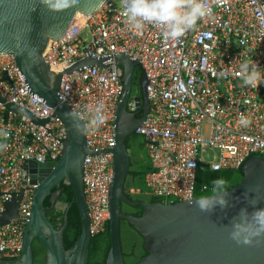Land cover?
<instances>
[{
    "label": "built area",
    "instance_id": "built-area-1",
    "mask_svg": "<svg viewBox=\"0 0 264 264\" xmlns=\"http://www.w3.org/2000/svg\"><path fill=\"white\" fill-rule=\"evenodd\" d=\"M208 4L209 15L173 40L151 24L137 33L121 16L120 0H105L50 39L41 54L50 69L61 71L87 53L95 57L122 51L140 62L149 110L135 133L143 137L152 167L145 175L146 187L165 203L196 197L197 169H233L250 156H264V83L244 86L240 77L245 60L255 61L264 75V0H208ZM105 64L64 73L59 87L63 100L86 119L102 108L105 122L85 134L92 150L114 145L112 121L122 70L115 68L113 58ZM0 97L47 119L37 123L0 102V129L8 133L6 140L0 138L7 145L0 151V258L6 259L21 251L35 186L28 162L56 161L64 133L51 108L27 90L11 53L0 54ZM133 97L131 91L130 112L138 109ZM241 115L249 121L247 126L240 123ZM112 176L110 152L84 156L83 193L91 235L102 232L108 219ZM13 200L16 215L2 222Z\"/></svg>",
    "mask_w": 264,
    "mask_h": 264
},
{
    "label": "water",
    "instance_id": "water-1",
    "mask_svg": "<svg viewBox=\"0 0 264 264\" xmlns=\"http://www.w3.org/2000/svg\"><path fill=\"white\" fill-rule=\"evenodd\" d=\"M105 0H78V4L67 9L56 10L43 0H0V54L11 53L27 90L48 105L52 116L61 120L64 139L56 161L28 162L32 190L25 226L21 237L19 262L32 264L31 242L36 238L44 249L43 264H87L91 233L87 206L83 193V164L87 153L112 154L113 176L108 194V237L109 249L105 264H125L120 245L119 219H125L143 239L147 254L136 264H264V237L252 245L237 244L230 239L231 221L242 208L251 213L255 208H264V156L248 157L241 166L242 178L228 188L230 206L223 211L219 207L213 213L201 212L192 199L155 203L128 199L124 192V181L129 168V154L125 139L135 133L149 110L145 86L146 77L141 70L140 87L134 88L138 109L127 110V101L132 85L137 78L140 62L122 51L88 55L78 59L62 71L50 69L42 59V52L50 39L56 38L77 17L95 11ZM55 2V0H53ZM132 56V55H130ZM113 58L115 68H121V89L116 97L113 118V146L100 150L88 147L85 134L76 131L75 119L68 113H75L59 94L62 74L81 69L83 66H106ZM112 63V62H111ZM110 64V63H109ZM141 66V64H140ZM142 67V66H141ZM140 68V67H139ZM119 70V69H118ZM7 79V76L4 75ZM132 98V97H130ZM0 102L12 112L44 123L24 108ZM150 143L154 141H148ZM63 180L70 186L73 202L77 207L81 229L72 246L65 249L62 233L67 225V210L62 224L54 228L47 218L43 206L52 187ZM19 192L17 198L20 197ZM51 202V199L49 200ZM254 206H253V203ZM140 205L139 216L123 213L120 204ZM9 214L1 218L8 221L16 215V203H8ZM0 258V264L2 260Z\"/></svg>",
    "mask_w": 264,
    "mask_h": 264
},
{
    "label": "clouds",
    "instance_id": "clouds-1",
    "mask_svg": "<svg viewBox=\"0 0 264 264\" xmlns=\"http://www.w3.org/2000/svg\"><path fill=\"white\" fill-rule=\"evenodd\" d=\"M51 4L56 10L67 9L78 4V0H43ZM121 16L127 25L140 33L146 24L158 26L166 39H179L193 29L197 21L209 15L208 0H120ZM240 77L244 86L259 87L264 83V75L258 64L252 60H245L240 65ZM70 119H75V129L82 134L98 128L105 122L102 108L97 107L86 119L81 113H68ZM240 123L247 126L249 121L241 115ZM0 138H8L7 131L0 129ZM7 145L0 143V151ZM210 195H202L195 199V205L201 212L213 213L217 207L223 211L230 206L228 200L227 181L218 178L212 182ZM253 206L255 202H252ZM230 239L237 244L252 245L254 240L259 243V238L264 237V208H255L249 213L242 208L231 221Z\"/></svg>",
    "mask_w": 264,
    "mask_h": 264
},
{
    "label": "trees",
    "instance_id": "trees-1",
    "mask_svg": "<svg viewBox=\"0 0 264 264\" xmlns=\"http://www.w3.org/2000/svg\"><path fill=\"white\" fill-rule=\"evenodd\" d=\"M137 73H141L139 67H136ZM131 141L130 145L128 141ZM125 144L129 154V168L124 181V192L128 199L143 200L155 203L162 201L159 196L149 192L145 184V175L152 170L150 159L145 152L144 139L140 134L134 133L126 137ZM131 147H130V146ZM130 147V148H129ZM241 166L225 170H209L207 168L197 169L195 177V196L210 195L212 182L218 178L227 181V188L236 185L242 178ZM205 185L206 189H201ZM61 188L65 191L66 196L73 199L70 186L61 183ZM50 205L48 199L44 200L43 206L45 213ZM120 211L134 216L142 213L140 205L131 206L121 203ZM63 213V211H62ZM61 214V213H60ZM62 223V221H60ZM60 223V224H61ZM54 226L55 224L52 223ZM81 229L79 213L76 205L72 202L67 211V225L62 233L64 248L67 249L73 245ZM119 237L122 257L125 264H136L147 251L143 248V239L137 231L125 219H119ZM109 249L108 237V220L102 232L93 234L89 241V251L87 264H105V258ZM33 250V264H43L44 249Z\"/></svg>",
    "mask_w": 264,
    "mask_h": 264
},
{
    "label": "flooded vegetation",
    "instance_id": "flooded-vegetation-1",
    "mask_svg": "<svg viewBox=\"0 0 264 264\" xmlns=\"http://www.w3.org/2000/svg\"><path fill=\"white\" fill-rule=\"evenodd\" d=\"M140 79H141V73H138L137 78L134 81V84L132 85V91H134V88L140 87ZM128 143L130 145L132 144V142L130 140L128 141ZM62 182L64 183V181L61 180L58 185L52 187L50 190V194L48 196H46L44 199V200L48 199V201L51 199V202H49L50 205L48 206L47 212L45 214H46L47 218L50 220V222L55 224L53 226L54 228H59V226L62 224L60 221H62V219H63V213L66 210L68 211V208L71 206V204L73 202V199H71L69 196H66L65 191H63V189L61 188ZM62 211H63V213H62ZM32 247H34L36 250H40V251L43 249V247L36 238L32 239L31 251H32V264H33ZM2 261H3L2 264H21L19 262V255L15 256L13 258L3 259ZM43 262H44V258H43Z\"/></svg>",
    "mask_w": 264,
    "mask_h": 264
}]
</instances>
